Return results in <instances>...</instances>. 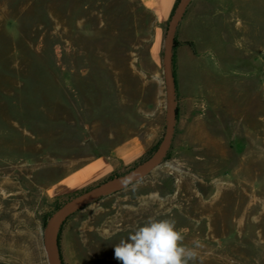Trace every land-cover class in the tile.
I'll use <instances>...</instances> for the list:
<instances>
[{"label":"rangeland","instance_id":"1","mask_svg":"<svg viewBox=\"0 0 264 264\" xmlns=\"http://www.w3.org/2000/svg\"><path fill=\"white\" fill-rule=\"evenodd\" d=\"M167 25L138 0H0V264H48L54 211L153 155ZM174 38L166 156L55 229L61 264H120L149 216L203 245L196 264H264V0H190ZM97 159L108 176L67 186Z\"/></svg>","mask_w":264,"mask_h":264},{"label":"water","instance_id":"2","mask_svg":"<svg viewBox=\"0 0 264 264\" xmlns=\"http://www.w3.org/2000/svg\"><path fill=\"white\" fill-rule=\"evenodd\" d=\"M189 2L190 0H179L173 14L171 15L168 21L167 30L165 34L163 69L167 97V119L164 136L161 142L159 143L157 149L155 150L152 156H150L143 162L137 164L136 166L132 167L124 175L80 193L71 200L67 201L56 211H54V213L47 220L44 227L43 247L48 264H61L58 254L56 252L55 229H58V227L68 217H70L80 209L84 208L85 206L100 199L101 197L126 188L123 184V180L125 177L136 175L140 179L142 176L149 173L156 166H158L166 156V153L171 145L176 122L175 83L172 72L173 40L175 37V31L178 26V23L181 20Z\"/></svg>","mask_w":264,"mask_h":264},{"label":"clouds","instance_id":"3","mask_svg":"<svg viewBox=\"0 0 264 264\" xmlns=\"http://www.w3.org/2000/svg\"><path fill=\"white\" fill-rule=\"evenodd\" d=\"M138 182L136 175L123 180L124 186L131 185L133 191ZM202 247L196 240L185 243L184 230L177 229L174 219L149 216L114 245V259L120 264H196Z\"/></svg>","mask_w":264,"mask_h":264},{"label":"crops","instance_id":"4","mask_svg":"<svg viewBox=\"0 0 264 264\" xmlns=\"http://www.w3.org/2000/svg\"><path fill=\"white\" fill-rule=\"evenodd\" d=\"M161 26L167 23L172 15L177 0H138ZM112 172V164L104 160H94L66 180L69 187H83L105 178Z\"/></svg>","mask_w":264,"mask_h":264},{"label":"trees","instance_id":"5","mask_svg":"<svg viewBox=\"0 0 264 264\" xmlns=\"http://www.w3.org/2000/svg\"><path fill=\"white\" fill-rule=\"evenodd\" d=\"M178 2H179V0H177L176 4H175V6H174V10H175V8H176ZM174 10H173V12H174ZM173 12H172V14H173ZM177 45H178V43H177V41H176L175 38H174V40H173V51H174V49H175V47H176ZM172 62H173V57H172ZM172 72H173V71H172ZM173 77H174V83H175V88H176V82H175V76H174V73H173ZM175 112H176V117H177V110H176V109H175Z\"/></svg>","mask_w":264,"mask_h":264}]
</instances>
